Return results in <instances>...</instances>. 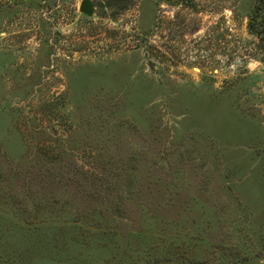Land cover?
Instances as JSON below:
<instances>
[{
    "label": "rangeland",
    "instance_id": "374dc122",
    "mask_svg": "<svg viewBox=\"0 0 264 264\" xmlns=\"http://www.w3.org/2000/svg\"><path fill=\"white\" fill-rule=\"evenodd\" d=\"M0 0V264H264L260 0Z\"/></svg>",
    "mask_w": 264,
    "mask_h": 264
},
{
    "label": "trees",
    "instance_id": "16d2710c",
    "mask_svg": "<svg viewBox=\"0 0 264 264\" xmlns=\"http://www.w3.org/2000/svg\"><path fill=\"white\" fill-rule=\"evenodd\" d=\"M260 4L264 6V0H260ZM260 11H261V8L259 9L258 7L255 11L254 17H252L250 21L249 28L253 34H255L258 38L261 39L262 38L261 36H263L264 30L261 29L260 23L258 22V18H259L258 14Z\"/></svg>",
    "mask_w": 264,
    "mask_h": 264
},
{
    "label": "water",
    "instance_id": "95a60500",
    "mask_svg": "<svg viewBox=\"0 0 264 264\" xmlns=\"http://www.w3.org/2000/svg\"><path fill=\"white\" fill-rule=\"evenodd\" d=\"M80 12L88 15L89 17L93 16L95 7L92 0H83L80 4Z\"/></svg>",
    "mask_w": 264,
    "mask_h": 264
}]
</instances>
